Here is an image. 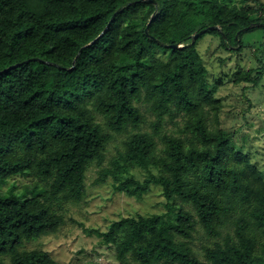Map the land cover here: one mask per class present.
I'll return each mask as SVG.
<instances>
[{
  "label": "trees",
  "instance_id": "trees-1",
  "mask_svg": "<svg viewBox=\"0 0 264 264\" xmlns=\"http://www.w3.org/2000/svg\"><path fill=\"white\" fill-rule=\"evenodd\" d=\"M253 23H264L260 0H0V181L23 175L43 186L32 197L0 194V264H59L22 247L59 231L62 204L83 201L88 168L122 134L94 183L111 179L137 200L159 185L192 212L178 210L171 223L169 207L86 230L118 264H264L262 172L214 122L219 86L256 87L264 66L210 81L197 51L207 34L239 54L246 33L264 30L241 32L234 49ZM140 105L154 116L150 132L140 131ZM175 116L182 126L162 133ZM134 168L147 177L129 175ZM197 226L212 241L202 260L192 248Z\"/></svg>",
  "mask_w": 264,
  "mask_h": 264
},
{
  "label": "rangeland",
  "instance_id": "rangeland-1",
  "mask_svg": "<svg viewBox=\"0 0 264 264\" xmlns=\"http://www.w3.org/2000/svg\"><path fill=\"white\" fill-rule=\"evenodd\" d=\"M224 4L234 3V0H222ZM264 2V0H260ZM250 6H255L250 3ZM243 50L237 54L219 47V40L212 35H205L197 43V51L207 69L208 78L213 81L237 69L261 70L264 66V30L246 33L243 38ZM163 56V55H161ZM262 79L256 87L250 83H225L219 86L215 93L219 109L214 119L215 124L229 133L241 151L262 172L261 182L264 184V69ZM145 122L142 132H150L149 123L153 114L140 105ZM211 120V118H210ZM97 121H102L100 117ZM213 123V120H211ZM182 118L175 116L165 118L162 133H175L182 126ZM106 131V130H105ZM127 134L115 135L107 146L105 161L100 167L91 165L85 178L86 196L79 204H62L64 224L56 234L38 240L26 242L22 250H42L59 264H118L114 248L104 245L101 238L86 230L107 231L109 225L121 218L162 214L172 208L168 222H174V214L180 209L192 212L189 205H183L178 200L166 201L162 197L159 185H151L149 191L140 199L130 198L124 193L113 189L111 179L95 184L98 172L110 167V161L122 150V141ZM153 173H155L153 171ZM129 175L139 181L147 177L146 171L134 168ZM34 180L29 176H14L0 181V194L13 189L16 195L32 197L43 186H34ZM212 241L207 239L200 226L192 243L196 255L202 260V247ZM129 264H135L131 260Z\"/></svg>",
  "mask_w": 264,
  "mask_h": 264
},
{
  "label": "water",
  "instance_id": "water-1",
  "mask_svg": "<svg viewBox=\"0 0 264 264\" xmlns=\"http://www.w3.org/2000/svg\"><path fill=\"white\" fill-rule=\"evenodd\" d=\"M152 2L154 3V1H152ZM119 11H120V10H118V11L112 16V18H111L110 21L108 22L106 28L108 27V25L110 24V22H112L114 16H115ZM258 27H262V28H264V23H253V24H250L248 27L243 28L241 31L237 32V34H236V36H235L237 46L234 47V49H237L238 46H239L238 35H239L241 32H246V31H248L249 29L258 28ZM106 28H105V30H106ZM212 29H213V28H212ZM146 30H147V29H146ZM203 32H204V31H200L198 34L192 36L191 41H194V39H195L197 36L201 35ZM157 43L160 44L159 42H157ZM160 45H161V44H160ZM171 47L174 49V48H180L181 46H179V45H173V46H171Z\"/></svg>",
  "mask_w": 264,
  "mask_h": 264
}]
</instances>
